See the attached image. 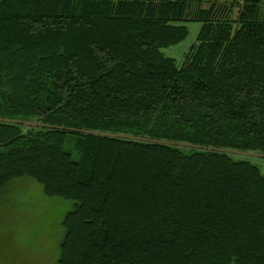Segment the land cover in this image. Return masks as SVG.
<instances>
[{
	"label": "trees",
	"instance_id": "trees-1",
	"mask_svg": "<svg viewBox=\"0 0 264 264\" xmlns=\"http://www.w3.org/2000/svg\"><path fill=\"white\" fill-rule=\"evenodd\" d=\"M193 1L0 0V115L264 152L259 0ZM252 158L0 120V187L73 201L56 264H264Z\"/></svg>",
	"mask_w": 264,
	"mask_h": 264
},
{
	"label": "rangeland",
	"instance_id": "rangeland-1",
	"mask_svg": "<svg viewBox=\"0 0 264 264\" xmlns=\"http://www.w3.org/2000/svg\"><path fill=\"white\" fill-rule=\"evenodd\" d=\"M188 26L190 34L184 40L162 48L177 62L196 35L197 23ZM64 147L73 159H80L74 142L68 139ZM252 160L264 174V158L254 156ZM72 206L68 198L46 194L41 183L28 175L0 187V264H56L62 220Z\"/></svg>",
	"mask_w": 264,
	"mask_h": 264
},
{
	"label": "water",
	"instance_id": "water-1",
	"mask_svg": "<svg viewBox=\"0 0 264 264\" xmlns=\"http://www.w3.org/2000/svg\"><path fill=\"white\" fill-rule=\"evenodd\" d=\"M0 120L4 121V122H14V123H19V124H23V125H32V126H47V127H58V128H62V129H71V130H75V131H79V132H86V133H91V134H100L103 136H108V137H120V138H130V139H134V140H144V141H148V142H157V143H162V144H172V145H176V146H185V147H193V148H202V149H206V150H215V151H219L222 153L228 152V153H232V154H242V155H246V156H250V157H254V156H258V157H263L264 158V152H260V151H251V150H245V149H237V148H232V147H221V146H215V145H203V144H198V143H191V142H187V141H178V140H172V139H164V138H157V137H148V136H143V135H134L131 133H121V132H115V131H106V130H101V129H91V128H76L73 126H63V125H58V124H50V123H46L43 121H37V120H32V119H21V118H17V117H6V116H1L0 115Z\"/></svg>",
	"mask_w": 264,
	"mask_h": 264
},
{
	"label": "crops",
	"instance_id": "crops-1",
	"mask_svg": "<svg viewBox=\"0 0 264 264\" xmlns=\"http://www.w3.org/2000/svg\"><path fill=\"white\" fill-rule=\"evenodd\" d=\"M231 0H202L200 2L198 1H193L191 3L190 8H202V9H206L208 7H210L212 5V3H216V4H224L226 6H229L228 3ZM259 16L264 18V0H259ZM232 16H235L238 14V11L236 10V6H234V9L232 11Z\"/></svg>",
	"mask_w": 264,
	"mask_h": 264
},
{
	"label": "built area",
	"instance_id": "built-area-1",
	"mask_svg": "<svg viewBox=\"0 0 264 264\" xmlns=\"http://www.w3.org/2000/svg\"><path fill=\"white\" fill-rule=\"evenodd\" d=\"M236 10L238 11L240 7L243 5V0H236Z\"/></svg>",
	"mask_w": 264,
	"mask_h": 264
}]
</instances>
